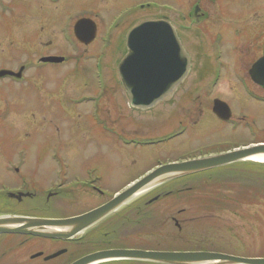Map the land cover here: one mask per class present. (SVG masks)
Returning <instances> with one entry per match:
<instances>
[{
	"label": "flooded vegetation",
	"instance_id": "af4514ba",
	"mask_svg": "<svg viewBox=\"0 0 264 264\" xmlns=\"http://www.w3.org/2000/svg\"><path fill=\"white\" fill-rule=\"evenodd\" d=\"M18 1L21 2L22 8L25 7L23 14L26 10L24 16L27 21L20 15L19 9L13 7L12 1L0 0V129L2 119L8 117L13 107L17 108L14 103H16L18 87H23L22 92L38 96L50 84L54 86V90L48 95L49 101H52L58 110L57 115L64 125L70 126L71 129L73 126L79 128L80 124L88 126L91 121L105 131L106 136L109 140L112 138L116 146L124 150L132 147L133 152L148 147H165L167 143L177 140L193 142L204 135V138H208L206 140H210L212 134L220 133L226 126H230L231 131L239 128L245 121L247 111L243 108L248 103L264 105V82L259 81L264 80V68H257L256 72L254 71L255 65L264 59V21L257 11L252 14L254 19L251 18L250 12L242 15L243 9L241 7L234 9L233 4H230L232 0H164V3L157 0H82L86 8L84 12L80 15L63 17L60 21L56 6H62L65 1ZM89 2L90 4H87ZM183 2L187 4V9L181 10L179 6L182 7ZM97 8H104L106 13L103 16L98 15ZM152 11L158 14L154 17H146V13ZM147 21H162L171 27L188 56L189 69L186 78L169 101L151 109H136L129 103L117 68L129 52L128 37L131 31ZM78 23H80L79 27L76 28ZM75 28L79 29L78 32L83 35V39L93 36L92 40L88 43L79 41ZM53 32L56 35L60 34L64 43L59 53L48 51L53 44L50 39L53 37ZM36 38L39 39L38 45L35 42ZM189 46L195 51H190ZM113 49L123 53L117 62L111 60ZM206 50H209V53L202 59L201 53ZM244 51L249 56L248 59L243 57ZM40 52L38 58H35V53ZM197 55L203 62L196 67L194 61ZM47 58H57L61 61H42ZM86 68L91 69L92 72L87 73ZM63 70L66 72L62 78ZM201 80L206 81L202 88L195 85V81ZM231 80L236 87L230 85V89L236 90L242 106L236 114L225 100L210 97L221 86L222 81L231 82ZM111 84L114 85L110 86ZM75 85L78 89H74ZM107 100L108 105H114V111L109 107L107 111L105 110L104 103ZM215 100L222 101L228 106L230 110L228 120L224 121L213 113ZM196 101L199 103L196 104ZM85 108L87 110L84 116L76 114L79 109ZM154 111L157 113L155 119L148 122L147 114ZM75 114L83 120L74 121ZM207 120L212 122H208L209 125L206 127ZM52 122L54 121L49 123ZM200 123L205 127L203 130H200ZM147 125H158L169 129L163 135L153 136L148 135L154 130L153 128L149 130ZM207 133L209 135H206ZM7 139L10 138L3 136L0 130V158L15 161L17 144L14 140L16 139L14 137H11V141ZM206 146L207 143H201L197 147L205 149ZM189 154H193L192 151ZM207 155L210 154H205L203 151L185 160ZM48 156L55 164V173L62 178L58 189L44 191V189L32 190L22 187L20 190L0 191V216L66 219L79 216L109 200L106 199L80 213L64 215L61 210L54 212L53 204L56 200L64 202L76 199L71 194L73 189L79 188L87 197H92L94 193L99 196L100 193L86 182H75V185H71L73 180L71 179L68 184V180L63 177L64 163L55 153ZM161 165L157 164L149 171ZM11 170L15 171L12 165ZM205 175L206 172L197 173L159 185L148 191L141 201L132 202L131 206L119 210L116 216L112 218L110 216L70 240L0 234V264H52L53 262L71 264L86 255L109 250L218 252L207 246L205 240L198 239L196 242L197 240L190 239L192 236L181 237L187 234L178 233L192 229H184V221H178L173 216L167 218V221L173 222L177 236L168 235L165 241L159 234L142 233V225L145 230L146 220H151L152 214L156 215L155 211L149 209L151 206L159 203L162 198L191 192L201 183L196 180H200ZM92 176H95L93 172L86 173L87 178ZM65 187L68 188L64 190ZM33 191H44L46 195L40 196ZM208 208L205 207V210L207 211ZM127 209L129 211H125ZM131 211L134 212L133 215ZM182 213L183 210H180L177 214ZM159 214L161 213L157 214L158 217ZM104 222L106 225L100 228ZM96 227L99 228L94 230ZM146 241H149L148 245ZM55 254L58 256L48 259ZM98 264L156 263L113 260Z\"/></svg>",
	"mask_w": 264,
	"mask_h": 264
},
{
	"label": "rangeland",
	"instance_id": "374dc122",
	"mask_svg": "<svg viewBox=\"0 0 264 264\" xmlns=\"http://www.w3.org/2000/svg\"><path fill=\"white\" fill-rule=\"evenodd\" d=\"M3 1H12L14 3L13 7H17L20 15L27 21L24 16L26 10L23 14L25 7L22 8L20 1ZM62 1H65L62 6H56L58 8L56 13L59 21L69 15H80L86 9L82 0ZM157 1L164 3V0ZM87 4H90V2ZM230 4H233L234 9L241 7L243 9L242 15L250 12L249 14L253 19L254 16L252 14L257 11L259 17L264 21V0H232ZM179 8L181 10L187 9V4L183 2L182 7L179 6ZM97 13L103 16L106 11L104 8H97ZM157 14L152 11V13H146V17H154ZM64 22L66 21L64 20ZM260 23L258 22V24ZM52 34L53 37L50 39L53 44L48 51L59 53L58 51H60L64 43L60 34L56 35L54 32ZM35 42L38 45L39 39L36 38ZM195 42H197L196 39ZM34 50L37 51L35 48ZM189 50L195 51L190 46ZM245 51L243 57L248 59L249 56L245 54ZM208 53L209 50L202 52V59L207 57ZM39 54L41 52L35 53L34 57L38 58ZM122 54L118 49H113L111 60L117 62ZM198 57L199 55L194 61L196 67L203 62ZM86 69L88 70L87 73L90 74L92 72L91 69ZM65 72L64 70L61 72L62 78L65 76ZM194 79L197 80L196 76H194ZM88 82L90 85V78ZM195 82V85L201 88L206 84L204 80ZM230 85L233 88L236 87L233 80L231 82L222 81L221 86L210 97H218L225 100L234 114H236L242 109V106H240L236 90H231ZM22 88L18 87V95L15 100L16 103H14L17 108L13 107V111L8 114V117L3 118L4 120L2 119L1 123L0 130L2 135L10 139L11 137L16 139L14 142L17 144V156L15 154V161H6L4 158H0V191L20 190L22 187L32 190L44 189V191L53 188L58 189L62 178L55 173V164L48 156L51 153H55L64 163L63 177L68 180V184L71 179H73L71 185H75V182H86V184H90L91 187L100 193L99 196L94 193L92 197H87L79 188L73 189L71 194L76 199L72 201L66 199L68 201L64 202L56 200L55 204H53V211L61 210L64 215L86 211L106 199H110L114 194L122 191L131 181L145 176L147 171L154 168L157 164L164 165L182 162L203 151L205 154L213 156L217 155L218 152L223 153L226 150L238 149L236 147L239 146L264 143V105L248 103L243 108L247 111L245 113V121L239 128H235V131H231L230 126H226L220 133L215 132V134H212L210 140H206L208 138H204V135L200 139L196 138L193 142L190 140L188 142L177 140L167 143L168 145H165V147H148L136 152L132 151V147L124 150L118 145L116 146L112 138L109 140L105 131H102L100 127H97L91 121L88 126L80 124L79 128L73 126L71 129L70 126L64 125L63 121L59 119V115H57L58 110L52 104V101H49L48 95L54 90L52 84L48 85L46 90L40 92L38 94L39 97L22 92ZM74 89H78V86L75 85ZM64 94H67L66 89ZM195 103L198 104L199 101ZM108 104L107 100L104 103L105 110L107 111L109 107L114 111V105ZM120 104L122 105L123 103L120 101ZM86 110L87 108L79 109L76 114L84 116ZM76 114L73 116L74 121L83 120ZM156 114V111L148 113V122L155 119ZM179 118L181 119V117ZM52 120L54 122L49 123ZM208 122L211 123L212 121H205L206 127L209 125ZM147 126L149 130L153 128L154 132L148 134L153 136L163 135L169 129L158 125ZM203 128L205 127H202L201 124L200 130H203ZM214 130L218 131V129ZM206 135H209V133ZM10 139L7 140L11 141ZM201 143H207L205 149L197 147ZM191 151L193 154H189ZM247 163L262 165L264 168V163ZM11 165L15 167V171L11 170ZM242 165H245V163ZM244 168L241 170L239 167V170H237V167V169L207 173L200 180H196V182L200 181L201 183L194 187L191 192L160 199L159 203L157 202L149 208L155 211L156 215L153 216L152 214V219L146 220L145 230L144 225H142V233L147 235L149 233L159 234L165 241L168 235L175 237L178 234H187L181 237L192 236L190 239L197 240L196 242H198V239L205 240L207 246L224 254L246 258L264 257V175H257L253 172L252 174L250 168ZM242 171L243 174H241ZM92 172L95 176L87 178L86 173ZM66 188L68 187L63 189L66 190ZM44 191L33 192H35L34 194L45 196L46 193ZM144 196L141 198L136 197L137 199L133 202H139ZM205 207H209L207 211ZM180 210H183V213L178 215L177 213ZM125 211H129V209ZM117 213L112 216H116ZM158 213H161L159 217L157 216ZM171 216L178 219V221L183 220L184 229L192 230L177 234L173 222L167 221V218ZM105 223L101 224L100 228L105 226ZM98 228L96 227L94 230ZM137 229H134V231ZM130 242L133 243V241ZM191 243L194 242L191 241ZM146 244L148 245L149 241H146ZM52 264L55 263L53 262Z\"/></svg>",
	"mask_w": 264,
	"mask_h": 264
},
{
	"label": "water",
	"instance_id": "95a60500",
	"mask_svg": "<svg viewBox=\"0 0 264 264\" xmlns=\"http://www.w3.org/2000/svg\"><path fill=\"white\" fill-rule=\"evenodd\" d=\"M77 24L76 28L79 27ZM75 28L79 41L88 43ZM128 54L117 72L130 105L151 109L169 101L187 76L189 60L171 27L162 21H147L133 29L128 37ZM44 62L61 59L47 58ZM264 68V59L254 67ZM257 81V80H255ZM260 83L264 80H259ZM213 113L226 121L228 106L215 100ZM264 156V144H255L213 156L160 166L129 185L103 205L66 219H45L23 216H0V234L31 235L53 240H70L82 235L111 216L132 200L168 181L197 173L250 161ZM58 254L50 256L52 259ZM113 260H133L156 264H264V258H243L216 252H153L140 250H109L86 255L71 264H98Z\"/></svg>",
	"mask_w": 264,
	"mask_h": 264
},
{
	"label": "trees",
	"instance_id": "16d2710c",
	"mask_svg": "<svg viewBox=\"0 0 264 264\" xmlns=\"http://www.w3.org/2000/svg\"><path fill=\"white\" fill-rule=\"evenodd\" d=\"M243 163H245V165H242ZM237 167H238V169H237ZM239 167H240L241 170L242 169H245L244 167H248L247 169L250 168L251 173L253 172V173L257 174V175L258 174L264 175V174H262V173H264V168L262 167V165H254V164H249L247 162L233 164V165H230V166H227V167H223V168H220V169H216V170L210 171L208 173H211V172H219V171H224L226 169L229 170V169H234V168L237 169V170H239ZM241 174H243V171L241 172ZM236 175H238V174H236ZM241 177H243V176L241 175Z\"/></svg>",
	"mask_w": 264,
	"mask_h": 264
},
{
	"label": "bare ground",
	"instance_id": "6f19581e",
	"mask_svg": "<svg viewBox=\"0 0 264 264\" xmlns=\"http://www.w3.org/2000/svg\"><path fill=\"white\" fill-rule=\"evenodd\" d=\"M252 162L264 163V156H257L250 159Z\"/></svg>",
	"mask_w": 264,
	"mask_h": 264
}]
</instances>
